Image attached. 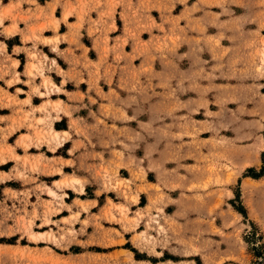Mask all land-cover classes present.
<instances>
[{
    "label": "rangeland",
    "instance_id": "374dc122",
    "mask_svg": "<svg viewBox=\"0 0 264 264\" xmlns=\"http://www.w3.org/2000/svg\"><path fill=\"white\" fill-rule=\"evenodd\" d=\"M105 2V31L122 23L119 7L128 44L110 46L106 34L78 78L94 123L72 127L99 150L80 153L91 181L54 156L87 147L78 140L68 153L70 133L57 129L66 117L55 120L71 112L51 99L58 76L30 51L20 86L47 98L32 108L45 115L25 112L28 151L0 144V264H264V176L247 175L264 164V0ZM15 7L0 11V26L29 19ZM45 27L24 39L56 47Z\"/></svg>",
    "mask_w": 264,
    "mask_h": 264
},
{
    "label": "crops",
    "instance_id": "0c3cea01",
    "mask_svg": "<svg viewBox=\"0 0 264 264\" xmlns=\"http://www.w3.org/2000/svg\"><path fill=\"white\" fill-rule=\"evenodd\" d=\"M102 1L103 3L100 7H95V4L90 0H0L1 12L4 8H8L14 3L16 6L15 13L17 12L29 17L26 21L23 19L14 21L12 18H5L3 25L0 26V81H2L0 83V144L2 146H11L14 152L19 155L23 154L26 150L28 151L30 147L27 149L19 142L22 135L27 133L33 134V130H28L26 127L25 112L29 111L30 116L34 115L35 118L45 115L44 112L33 109L42 104L47 98L33 94L28 95L30 88L20 86V84L27 85L28 75L26 74V67L28 62L32 60L29 57V52L36 49L40 57L46 55V58H48L45 62L47 65L52 66L53 73H56L58 76V82L55 83L62 89L60 92L53 93L55 95L54 97L51 96V99L61 100L63 109L66 108L71 112V115H68L62 110L59 113L61 118L55 121L61 122V119L65 116L66 126H59L57 128L54 122V127L60 132L68 131L70 133L71 145L67 150L68 153L74 148L78 140L84 141L87 147V151L85 147H81L73 149V153H70L71 155L54 156L62 158L65 161L61 168L64 166L72 168L78 176L88 179V182L91 181V176L86 168L82 170L83 164H81L80 153L83 155L86 152H98L99 150L98 148H92L87 143L86 138L72 127V120L75 119L79 120L78 124L82 129L85 124L94 123L93 117L88 116L87 110L82 106L83 103H86L84 104L86 106L89 104L88 91L90 86L86 78L82 81H78V78L81 76V73H85L83 77L87 75L88 69L83 65L86 57H89L93 61L99 59L100 54H102L101 48L104 45L106 34H108L110 46L121 44L126 49V45L128 44L127 42L125 45H122L121 42L125 35V23L121 17L122 10L119 7L117 9L118 15L116 14L115 17H119L122 23L120 22L119 25L115 20V28L110 29L108 32L105 31L108 25L113 24V19L102 17L101 14L106 3L105 0ZM67 11H69V14L65 20L63 15ZM53 18L59 19L57 29L51 24ZM14 22H16L17 29L12 33H7L6 28L10 27ZM42 24H45L46 27L42 32H39L41 36L55 37V35H59V42L56 47L51 42H44L34 38L24 39V34H29V27L31 25L39 29ZM91 50L95 56L91 55ZM23 59H25V64L24 68L21 69L20 66L23 65ZM54 60L56 65L54 64ZM14 62H17V64L14 65ZM58 67L63 72H67L69 74L68 77L60 73ZM16 75L20 78V81L8 85V81ZM51 77L52 79L54 78L53 74H51ZM37 79H40V76ZM84 82L86 86L83 84ZM68 84L73 87L69 88ZM19 89H22V91H19ZM6 93L15 96L16 99H13V101L17 100V103L7 105L10 99L6 96ZM80 93H84L85 96L80 98ZM90 94L97 97V102L100 104L101 98L94 91L90 92ZM37 98L40 99L39 103L35 102ZM13 116L17 117L16 121H14ZM19 124L21 125L16 127ZM11 138L14 139L12 142ZM68 161L72 163H68ZM3 163H0V165ZM85 163L87 164V162ZM1 172L2 170H0ZM2 181L0 179V183ZM89 200L93 201L95 198Z\"/></svg>",
    "mask_w": 264,
    "mask_h": 264
},
{
    "label": "trees",
    "instance_id": "16d2710c",
    "mask_svg": "<svg viewBox=\"0 0 264 264\" xmlns=\"http://www.w3.org/2000/svg\"><path fill=\"white\" fill-rule=\"evenodd\" d=\"M247 175L253 176L255 178L264 176V164L262 166V168L260 169V171H256V169H254L253 167L247 169Z\"/></svg>",
    "mask_w": 264,
    "mask_h": 264
},
{
    "label": "bare ground",
    "instance_id": "6f19581e",
    "mask_svg": "<svg viewBox=\"0 0 264 264\" xmlns=\"http://www.w3.org/2000/svg\"><path fill=\"white\" fill-rule=\"evenodd\" d=\"M57 134H58V132H57ZM71 181L72 182H76V181H78V179L77 178H72Z\"/></svg>",
    "mask_w": 264,
    "mask_h": 264
}]
</instances>
